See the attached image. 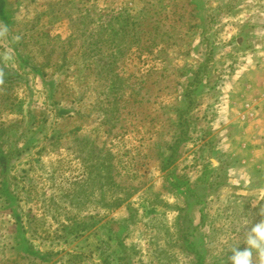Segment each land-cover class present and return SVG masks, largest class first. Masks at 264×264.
<instances>
[{
  "label": "rangeland",
  "instance_id": "374dc122",
  "mask_svg": "<svg viewBox=\"0 0 264 264\" xmlns=\"http://www.w3.org/2000/svg\"><path fill=\"white\" fill-rule=\"evenodd\" d=\"M260 29L264 0H0V264H230Z\"/></svg>",
  "mask_w": 264,
  "mask_h": 264
},
{
  "label": "clouds",
  "instance_id": "9594fccd",
  "mask_svg": "<svg viewBox=\"0 0 264 264\" xmlns=\"http://www.w3.org/2000/svg\"><path fill=\"white\" fill-rule=\"evenodd\" d=\"M257 208V205H252ZM257 215L264 217V206H260ZM245 247L232 249L229 257L230 264H253L254 254L259 257L260 264H264V218L252 224L244 236Z\"/></svg>",
  "mask_w": 264,
  "mask_h": 264
},
{
  "label": "crops",
  "instance_id": "0c3cea01",
  "mask_svg": "<svg viewBox=\"0 0 264 264\" xmlns=\"http://www.w3.org/2000/svg\"><path fill=\"white\" fill-rule=\"evenodd\" d=\"M254 33L256 34V38H254V41H253V39L249 40L248 45H249V47H251V50H254L257 53L256 59H258L259 66L263 68L264 63L262 62L261 59L264 58V30L260 29L258 35H257L256 31ZM251 38H252V35H251ZM252 57H253V55H250V56L248 55L249 59H252ZM256 79H258V80L260 79V80L256 81ZM256 79L252 81L253 82L252 84L250 83V85H251L249 87V94L250 95L246 94L245 98L249 99V101L250 100L256 101L257 104H259L261 106L259 112L263 115L264 114V75L263 76L259 75ZM235 110H237L236 107H233V106L229 107V111H235ZM263 119L264 118L262 117V119L260 118L259 119L260 121L259 120L258 121L263 122ZM261 127H262V133L264 135V124L263 125L261 124ZM260 145L262 147L261 148L262 154L264 155V138H262V137L260 139ZM257 158H259V156ZM251 160H255V159H253V156L251 157ZM255 161H257V159ZM263 162H264V159H263ZM245 164L249 165L248 163H245ZM262 173L264 175V170H262Z\"/></svg>",
  "mask_w": 264,
  "mask_h": 264
}]
</instances>
